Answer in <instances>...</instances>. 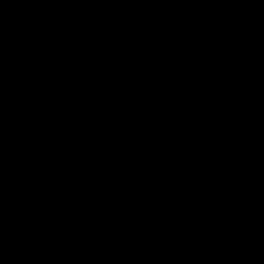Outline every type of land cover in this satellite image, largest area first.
<instances>
[{
  "label": "water",
  "instance_id": "95a60500",
  "mask_svg": "<svg viewBox=\"0 0 264 264\" xmlns=\"http://www.w3.org/2000/svg\"><path fill=\"white\" fill-rule=\"evenodd\" d=\"M0 264H264V0H0Z\"/></svg>",
  "mask_w": 264,
  "mask_h": 264
}]
</instances>
